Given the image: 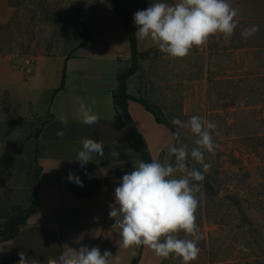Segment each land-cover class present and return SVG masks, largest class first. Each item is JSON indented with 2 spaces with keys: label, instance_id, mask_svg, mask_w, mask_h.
Listing matches in <instances>:
<instances>
[{
  "label": "rangeland",
  "instance_id": "374dc122",
  "mask_svg": "<svg viewBox=\"0 0 264 264\" xmlns=\"http://www.w3.org/2000/svg\"><path fill=\"white\" fill-rule=\"evenodd\" d=\"M4 1L8 20L13 21L2 34H13L12 46L29 48L12 52L22 59L79 48L86 37L81 25L88 29V16L83 14L95 4V0H42L44 9L39 11L37 3L19 10ZM229 2L238 9L232 37L217 34L185 58L157 50L127 80L128 94L141 95L163 109L180 100L182 122L199 115L217 125L219 135L213 134V139L219 147L215 155L205 152L211 170L197 194L200 204L195 215L203 239L198 242V259L191 264H264V0ZM251 25H259V31L242 38L243 29ZM207 61L212 63L209 70ZM210 73L213 81L208 80ZM174 127L191 151L196 137L188 129ZM12 145L19 147L20 155L0 159V226L8 216L24 213L32 193L31 143L26 138ZM172 145L178 146L174 134ZM164 264H181V259L173 256Z\"/></svg>",
  "mask_w": 264,
  "mask_h": 264
},
{
  "label": "crops",
  "instance_id": "0c3cea01",
  "mask_svg": "<svg viewBox=\"0 0 264 264\" xmlns=\"http://www.w3.org/2000/svg\"><path fill=\"white\" fill-rule=\"evenodd\" d=\"M151 3L146 0L145 9ZM9 15L8 5L0 0V24ZM86 25L89 39L83 47L34 56L30 78L23 76L20 55L0 53V159L20 155L19 147L12 144L28 138L31 158L39 168L37 206L16 237L0 243V264H17L20 252L48 264L67 247L78 250L81 246L98 247L101 254L110 251L115 257L110 258L112 264H130L133 259L136 247H123L118 230L112 229L115 221L109 217L115 187L140 161L113 103L117 76L130 65L128 31L110 0L99 1ZM136 44L140 52L155 47L151 40L136 38ZM77 97L91 105L100 118L98 123H81ZM128 111L151 158L169 160L170 130L136 102H129ZM61 115L68 120L66 126L59 121ZM58 130H63L62 138L56 135ZM83 138L103 143L105 155L93 154L92 161L81 167L75 159ZM6 143L11 145L4 147ZM69 172L83 186L70 181ZM163 260L143 247L138 264H161Z\"/></svg>",
  "mask_w": 264,
  "mask_h": 264
},
{
  "label": "clouds",
  "instance_id": "9594fccd",
  "mask_svg": "<svg viewBox=\"0 0 264 264\" xmlns=\"http://www.w3.org/2000/svg\"><path fill=\"white\" fill-rule=\"evenodd\" d=\"M237 16L238 9L229 0H175L174 3L152 0L149 7L134 13L133 23L137 26V39L151 40L169 57L185 58L194 47H206L209 39L217 34L224 39L232 37L238 26ZM258 31L259 25H251L243 29L241 36L248 39ZM77 104L81 123L92 126L99 122L91 105L79 97ZM59 121L65 126L68 123L63 115ZM171 123L188 129L196 137L195 147L189 151L177 132L178 146L170 144L167 149L174 163L156 158L151 162L138 161L115 187L109 217L115 221L112 229L118 230L124 248L143 246L162 259L175 256L181 259V264H191L198 259V242L203 239L195 213L200 204L197 195L200 182L211 170V164L205 161V152L215 155L219 145L213 134L219 135V132L214 122L199 115L187 122L173 117ZM56 135L62 138L63 130H58ZM81 144L75 159L81 167L92 161L93 154L104 157L103 143L83 138ZM68 179L83 186L80 178L71 172ZM18 256L17 264H39L36 259L27 258L25 252ZM110 258H115L110 251L101 254L98 247L81 246L78 250L67 247L58 259H50L48 264H112Z\"/></svg>",
  "mask_w": 264,
  "mask_h": 264
},
{
  "label": "trees",
  "instance_id": "16d2710c",
  "mask_svg": "<svg viewBox=\"0 0 264 264\" xmlns=\"http://www.w3.org/2000/svg\"><path fill=\"white\" fill-rule=\"evenodd\" d=\"M10 7H15L19 10L28 7L30 8L34 3H37V10L42 11L44 9L42 0H20L17 4L13 3V0H7ZM100 0H95V4L89 8L86 12H84V16H89L92 12H94L99 5ZM110 5L116 14L117 18L124 26V28L128 31L129 36V49H130V65L127 69L120 72L117 76V86L113 92V103L118 112L121 121L126 127L130 138L132 139L134 150L138 153L140 160L145 162H151L152 158L150 156L147 144L140 134L138 129L136 128L130 114L128 111V104L130 101L136 102L144 107L148 112H150L155 121L158 124H161L168 128L172 134H176L177 131L174 125L171 123L173 117H183L182 113V103L179 100L174 103L173 106L168 107L164 106V109L159 105L154 104L147 100L146 98L140 96L133 97L127 93V80L135 74L140 69L141 61L147 59L149 54L155 53L158 48L155 46L153 48L147 49L145 51H138L136 44L135 32L137 31V26L133 23L134 13L138 10L145 9L146 0H110ZM46 11V10H44ZM47 13V11L45 12ZM13 18H10L6 24H0V53H12L15 49L25 52L29 48L19 45L17 47L12 46L13 34L9 32L6 36H3V30L8 31L11 27V23ZM84 29L86 37L81 43L80 47H83L88 39H89V30L81 25ZM212 65L211 61L206 62V69L209 70ZM203 68L201 64V69ZM216 79L210 73L209 81H213ZM62 87V86H61ZM35 163V159L33 158ZM174 163V160L172 161ZM33 180L35 183V187L29 197V205L25 209L24 213L21 216L10 215L6 218V221L2 226H0V243L4 241H8L16 237L19 231V227L23 225L28 217V215L33 211V209L37 206V191L39 184V168L34 166L33 171ZM141 247H136L133 259L130 264H138L141 252ZM165 263V259L161 262V264Z\"/></svg>",
  "mask_w": 264,
  "mask_h": 264
},
{
  "label": "built area",
  "instance_id": "2783aa9c",
  "mask_svg": "<svg viewBox=\"0 0 264 264\" xmlns=\"http://www.w3.org/2000/svg\"><path fill=\"white\" fill-rule=\"evenodd\" d=\"M33 57L24 58L22 61L21 71L24 78H30L33 72Z\"/></svg>",
  "mask_w": 264,
  "mask_h": 264
}]
</instances>
